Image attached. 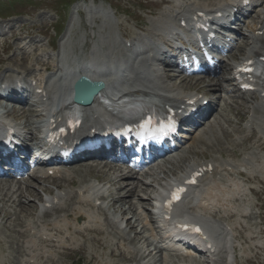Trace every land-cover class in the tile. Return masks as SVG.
I'll return each mask as SVG.
<instances>
[{"label": "rangeland", "instance_id": "rangeland-1", "mask_svg": "<svg viewBox=\"0 0 264 264\" xmlns=\"http://www.w3.org/2000/svg\"><path fill=\"white\" fill-rule=\"evenodd\" d=\"M57 0H37L36 4H33L31 6H23V7H17L18 10L23 11L24 13H27V16L31 13L33 14L30 17H25V18H17V19H11L9 21H7L6 23H2L0 21V30L5 31V36L11 41L13 42V38H9L10 37V32L7 30L9 25L13 26V31L17 34V35H22L23 32H19V26L24 24L25 27H23L24 29H26L27 27H30L33 25V32H39V30H41V28H45L46 31V35L50 36L51 40H54V32L52 30V25H55V20H56V16L53 13L54 9L61 11V9L57 6H54V3ZM113 6H116L118 9L123 10L125 13L131 14L134 18L137 19H141L143 22H146V18L144 19L143 17V13L148 14V11L150 9L151 12L157 11L159 9L158 5H152L150 4L149 0H145L146 3L145 4L142 2V0H109ZM79 9V7H78ZM68 19L65 25V29L67 28V30L64 29L63 33L66 32V37L65 39L62 41L64 42L63 44V48L66 51H71L74 48H78V46L82 45V43L85 41V44L87 43V45H89L88 39L89 37L93 36V33L95 32V34L97 32L100 31H106V33L112 37L114 34L118 35L120 33H122V28L125 27L127 29H129V27L131 26V23L127 20V18L124 16H121V18L119 19L120 21V28L116 27V21L109 18H99L98 22H95V25L93 26V21H95L94 19V15H84V17L86 19L83 18L82 15L77 14L73 11V8L70 9V11L68 12ZM64 13L61 11V15H63ZM145 14V16H146ZM97 23V24H96ZM2 24V25H1ZM4 25V28H3ZM40 37H37L36 40H38ZM42 41L40 44H44L45 40H43L42 38H40ZM95 41H97V39L95 38ZM99 45H102V41L98 42ZM42 47V52L45 50V46H41ZM46 54V53H43ZM7 55H12V50L8 51L7 53H4L1 51L0 49V58H4ZM9 67L11 66H3L1 70H8L10 69ZM32 74V72L30 70H25L24 74ZM8 107V106H7ZM7 107H4L5 109ZM2 108V107H1ZM239 108H241V106H239ZM235 111H233L234 114ZM9 120H11V118H9ZM224 136V135H223ZM202 149H200L198 152L194 153V157H201V154H205L207 155L209 153L208 149H204L203 146H201ZM206 151V152H204ZM78 168H81L79 165H77ZM98 169V168H97ZM95 169L94 172L97 170ZM170 170V169H169ZM65 185V184H64ZM38 186V185H37ZM36 189H34V191L39 195L41 194V187H37ZM264 191L262 190L259 191L257 193V198H258V203H255L254 206L251 207V211L254 213L255 211H258V213L260 212V216L262 218H264V195H263ZM254 199V197H252ZM25 203L27 202L26 200H23ZM38 200L35 199L34 197H31L28 200L29 204H33L36 206L35 202H37ZM248 203H253V200H249ZM117 208L118 212H125L124 214L126 215H132L131 212H134V207L133 205H130L129 202L127 201H121V203L117 204L115 206ZM2 210H9V218H3V216H0L2 218H0V233H2V235L4 236H11L12 237V243L10 244V242L8 241L7 243L10 244V246H12V248H15L16 245L22 244L23 245V238H19V234L18 232H20L21 230V224L24 222V220L26 219V217L22 216V215H17V213H19L18 208L16 206H14L13 208H11L10 206H2V203L0 202V215H2ZM16 211L17 213L13 212ZM11 211V212H10ZM39 214V210L36 209L34 211V214L31 215L32 217H34V219L37 220V215ZM118 214V213H117ZM256 215V214H255ZM56 216L55 214H46L44 215L41 219L40 224H42V222L44 220H48L49 218L47 217H51L50 219H52L53 217ZM139 215H133V217L131 219L128 220V225H131L135 230H139V226H137L139 224ZM19 225V226H18ZM16 229V231H15ZM19 236V237H18ZM127 238H129V240H131V236H126ZM5 243V244H7ZM130 245H132V243L130 242ZM6 246V245H5ZM4 246V250L1 253L0 251V264H23L22 258H23V254L21 252H15V250L11 249H5ZM133 246V245H132ZM52 250V249H51ZM55 254V264H87L86 263V259L89 256L90 251H84L82 255L76 253L74 254L72 257H67V256H61L59 253H57L56 251L52 250ZM61 257H60V256ZM154 253L152 252L151 254H149L147 256V263L148 264H157L156 259ZM119 262H121L122 260H117Z\"/></svg>", "mask_w": 264, "mask_h": 264}, {"label": "bare ground", "instance_id": "bare-ground-1", "mask_svg": "<svg viewBox=\"0 0 264 264\" xmlns=\"http://www.w3.org/2000/svg\"><path fill=\"white\" fill-rule=\"evenodd\" d=\"M164 1H166L167 3L169 2V0H164ZM151 31H152V29H151ZM129 36H131V34ZM3 47H4V49H10L11 48V45L8 44L7 42H5L3 44ZM27 59H28L27 53L24 52V51H22L20 58H17L16 56L12 55V56L7 57L6 59H4V62H6V63H13V64H19V63H24ZM41 66L44 69H50L51 68V65H50L49 62H42L41 63ZM168 79L169 80H172L173 87H174V90H173L170 86H168V85L165 86L168 90L176 91L177 87H179V86L188 88V86H186V84H184V83L181 84L182 81H179V79H177V77L174 76V75L173 76L171 75L170 77H167V80ZM89 108H90V110H89V114L86 115L85 124L91 125L93 123V126H96V125H98V121H97L96 118H93L92 117L93 114L97 113L98 111L100 112V108L98 107V103H97V100L96 99L94 100L93 105L91 107H89ZM224 165H226V163ZM87 171H90V170H83V171H80L78 173L79 174V178L82 177V180H80L81 182L82 181H85V178H87L89 176V172H87ZM45 180H49V178L46 177ZM124 180H125V178H124ZM53 181H55V180H53ZM119 181H121V179H119ZM228 182H230L232 184V188L225 189L224 188V184H222L221 181H220V182H216V185H214L210 189L203 188L201 190V188H198L196 191L200 192L201 193L200 195L203 196L204 199H206V201L204 202L205 205H207L209 203V201L211 199H214V197L217 196V195H219L220 200L227 201V200H229V197H231L233 195V191L237 188V183H235L233 181H228ZM67 184L68 185H75L76 184V181L74 179H72L71 177H69L67 179ZM58 186H59V183H58ZM79 189H81V186L79 187ZM2 190H3V188L0 189V191H2ZM17 191H18V193H17V197H18L17 200L18 201L17 202H18V206L21 209V212H24L26 214L30 213L35 208V206L33 204H29L28 203V200L29 199L25 196L24 191L18 190V189H17ZM44 191L51 192L49 190V188H45ZM27 194L30 195V196H37V194L34 193V190L33 189H30L29 187L27 189ZM55 197H57V196H55ZM22 198H25L27 200V202H26L27 204L22 201ZM74 198L76 200L82 201L83 203H86V201H88L89 203L91 202L93 204L92 200L89 197H87V196H81L80 195V192H78V190L74 193ZM58 199H59V201H61L62 197H60V198L58 197ZM41 203L43 204V202H41ZM182 204L184 206V203H182ZM62 208H64V206H62L61 203L58 202L57 203V206L54 209L56 210V209H62ZM199 209L200 210H204L205 208L203 206H201ZM75 218H78V220H81L82 221V225L83 226L85 225V227H86L87 224H85V221L87 219V216H86L85 212H78L76 214V216H74V217L72 216V219L73 220H75ZM245 221L246 220L243 219V222H245ZM204 225L205 224H203L204 234L206 233V234H208L210 236L211 243L214 244V245L219 244L220 242L218 241L219 240L218 230H222V228H213V227H211V228L208 227L207 228ZM58 226L59 225L56 224V223L53 224V227H55V228L58 227ZM65 227H66L67 230H70L69 225H66ZM255 229L258 232L259 231V226H256ZM88 230L89 231H93L94 233H96L98 235H102L103 234V231L100 230V229H92V228H90ZM223 233L224 232L222 231L220 233V235L223 234ZM95 241H96L95 246L97 248H100V249H106L107 248V246L101 240H95ZM62 243L63 242H60V244H62ZM258 243H259V241H258ZM77 251L78 252H81L82 251V248L79 249V250H76V252ZM143 254L145 255V253H143ZM110 255H112V256H119V255H122V254L121 253H116V252L112 251V252H110ZM122 256L125 258L126 261H128V262H131L132 261L131 264H140V262L145 261V256H140L138 258L140 260L134 261L136 259L135 258L136 257V254L135 253H131V254H127V255H122ZM163 258L166 260L168 258V255L167 254H163ZM96 259H97V255L94 254V255L91 256L90 262H94V261H96Z\"/></svg>", "mask_w": 264, "mask_h": 264}, {"label": "snow or ice", "instance_id": "snow-or-ice-1", "mask_svg": "<svg viewBox=\"0 0 264 264\" xmlns=\"http://www.w3.org/2000/svg\"><path fill=\"white\" fill-rule=\"evenodd\" d=\"M247 64H248V65H251V64H252V61H251V60L247 61ZM240 71H244V72H252V71H254V69L251 68V67H247V66H245V67L241 68ZM244 86L247 87V85H244ZM149 122H150V121H149ZM160 130H161L162 132H164L165 130H168V131H174V122H173V121H169L166 125L162 126ZM189 182H190V183H194L195 180L193 179V180H191V181H189ZM182 191H184V189H182V188H177V189H175V190L171 193V199H169V200H167V201L165 202L166 207H169V208H170V206H171V204L173 203V201L179 199V193L182 192ZM181 227H184V228H186V229H191V230L194 231V232H200L199 227H198V226H195V225L184 224V225H181Z\"/></svg>", "mask_w": 264, "mask_h": 264}]
</instances>
